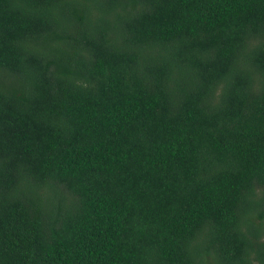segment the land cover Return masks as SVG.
<instances>
[{"label":"trees","instance_id":"16d2710c","mask_svg":"<svg viewBox=\"0 0 264 264\" xmlns=\"http://www.w3.org/2000/svg\"><path fill=\"white\" fill-rule=\"evenodd\" d=\"M0 264H264V0H0Z\"/></svg>","mask_w":264,"mask_h":264}]
</instances>
